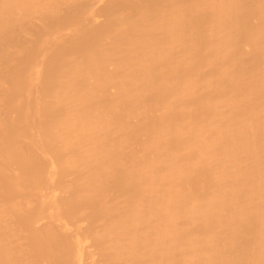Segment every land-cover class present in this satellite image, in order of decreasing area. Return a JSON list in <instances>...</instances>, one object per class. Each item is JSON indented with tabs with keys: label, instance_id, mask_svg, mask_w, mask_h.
I'll return each mask as SVG.
<instances>
[{
	"label": "bare ground",
	"instance_id": "bare-ground-1",
	"mask_svg": "<svg viewBox=\"0 0 264 264\" xmlns=\"http://www.w3.org/2000/svg\"><path fill=\"white\" fill-rule=\"evenodd\" d=\"M0 264H264V0H0Z\"/></svg>",
	"mask_w": 264,
	"mask_h": 264
}]
</instances>
